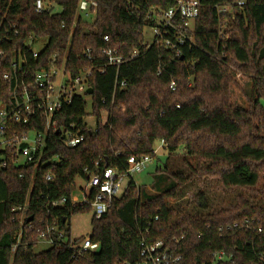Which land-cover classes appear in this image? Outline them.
I'll use <instances>...</instances> for the list:
<instances>
[{"label": "trees", "instance_id": "1", "mask_svg": "<svg viewBox=\"0 0 264 264\" xmlns=\"http://www.w3.org/2000/svg\"><path fill=\"white\" fill-rule=\"evenodd\" d=\"M36 1L0 0V100L11 99L15 81L4 76L19 56L24 84L37 71L64 66L72 77L91 72L93 93L74 97L55 115L57 130L83 136V142L69 148L52 131L43 165L0 168V264H142V243L158 241L182 257L180 264H264V206L256 203L264 198V0H244L243 6L237 5L242 0H202L195 44L180 57L164 47L146 48L143 36L152 24L149 10L168 11L176 0H98L91 17L80 13L81 0H42L41 13ZM224 5L228 11L218 12ZM30 39L48 40L36 59ZM108 48L139 56L117 70L107 65ZM45 126L39 118L12 129L21 134ZM158 141L171 154L183 150V161L194 160L190 175L175 165L158 167L154 194L131 180L109 212L92 219L97 251L75 247L80 239L36 252L50 227L71 238L72 217L92 212L88 203L72 202L77 179L107 168L125 173L133 157L155 159ZM206 180L239 190L235 205L213 209L203 193L193 198L196 213L168 203ZM63 198L65 206L51 205ZM219 253L224 260L215 258Z\"/></svg>", "mask_w": 264, "mask_h": 264}, {"label": "built area", "instance_id": "2", "mask_svg": "<svg viewBox=\"0 0 264 264\" xmlns=\"http://www.w3.org/2000/svg\"><path fill=\"white\" fill-rule=\"evenodd\" d=\"M244 4V0L237 3L238 6ZM97 7L98 0H81L80 13L85 17H91L90 12ZM229 7L228 5L218 6V12L226 13ZM201 9L202 0H176L175 7L164 12L154 8L150 9L148 18L152 20V24L147 28L151 30L152 35L151 42L145 39L146 48L164 47L173 52L176 57H180L184 47L195 44L192 33ZM43 10V1L37 0L36 11L41 13ZM105 41H108L107 37ZM28 45H33L32 39ZM38 54L39 52H34L33 57L38 58ZM103 54L108 67H114L117 70L139 56L137 50L124 55L120 54L118 50L110 48L103 50ZM86 57L91 59L89 50ZM24 62V59L19 56L18 60L13 63V72L4 76L6 81H15V87L8 103H3L0 100V152L2 153L0 168L3 169L8 166L9 162L17 166L43 165L47 137L50 132L57 130L55 115L65 106L71 105L74 97L84 96L90 89L91 72L72 77L66 73L64 66L37 71L30 78V82L24 84L23 78L26 75L22 67ZM19 81L22 82V85L18 84ZM125 85L124 82L121 83V88H124ZM171 90L176 91L174 83L171 84ZM39 118L46 119V126L42 132L32 130L20 134L12 129L14 125H31ZM57 131L62 135L64 144L69 148H74L84 141L83 136L74 135L71 131L64 129ZM31 135H34V139H31ZM152 161L153 159L148 156L140 159L133 157L129 160V168L125 173L107 168L104 173L90 177L87 180L88 193L85 195L84 203L90 205L91 210L98 218L107 214L115 199L121 197L125 181L127 179L131 181L134 175L146 171ZM49 162H58V159ZM47 179L52 180L50 176ZM66 203L67 199L63 198L51 205L63 207ZM69 242L73 243L74 241L55 226L50 227L40 236V244H45L48 247L61 246ZM75 247H80L83 251L99 249V245L91 243L90 238L82 240V245L78 244ZM141 256L144 258L142 264H180L182 260L176 251L170 250L161 241L151 244L143 242ZM225 257L224 253L215 254V258L219 261L224 260Z\"/></svg>", "mask_w": 264, "mask_h": 264}, {"label": "rangeland", "instance_id": "3", "mask_svg": "<svg viewBox=\"0 0 264 264\" xmlns=\"http://www.w3.org/2000/svg\"><path fill=\"white\" fill-rule=\"evenodd\" d=\"M60 8L56 7L55 12H59ZM152 32L150 29L146 28L144 30V37L148 42H151ZM48 45L47 39H41L40 41L34 43L32 45V49L34 52H42L46 46ZM241 85L244 86L246 96L250 95L251 86L247 80L241 82ZM246 96L239 95L240 104L243 106H247ZM88 113H91V107L88 108ZM87 124L91 127H95V119L89 116L86 120ZM31 139H34V135H31ZM155 153L156 158L149 164V167L146 171L142 173H137L134 175L133 180L135 183L142 188H146V191L150 194L156 193L153 188L154 175L156 174L158 167H164L165 165H175L179 168L181 172L186 175H190V165H195L194 160L186 159L189 164H186L183 161L186 157L185 152L183 150L178 151L176 154H171L167 151L165 146L161 141H158L155 144ZM130 180H126L121 192V196L123 192L128 186ZM239 190H227L222 187L218 182L212 180H206L203 184L199 182H195L190 184V186L183 191L180 195L178 201H168L171 207H174L179 210H184L189 213H196L198 211L196 204L193 201V198L197 195L203 193L208 198L209 203L213 209H224L229 208L230 206L235 205L236 199L239 195ZM88 193L87 189V181L79 178L76 181V188L72 194V200L75 204H82L85 200V195ZM264 206V198L256 201ZM94 212L77 214L72 217L69 222L68 228L71 230V239L72 241L80 240V239H89L92 233V219L94 217ZM79 245H82V241H80ZM49 247L45 244H39L36 252H43L48 250Z\"/></svg>", "mask_w": 264, "mask_h": 264}, {"label": "water", "instance_id": "4", "mask_svg": "<svg viewBox=\"0 0 264 264\" xmlns=\"http://www.w3.org/2000/svg\"><path fill=\"white\" fill-rule=\"evenodd\" d=\"M92 93H93V91H92L91 89H89V90L87 91V95H89V96H91ZM58 134H59V132H58Z\"/></svg>", "mask_w": 264, "mask_h": 264}]
</instances>
